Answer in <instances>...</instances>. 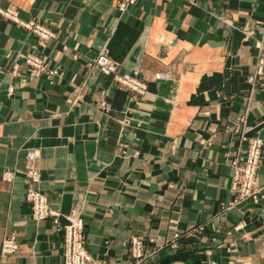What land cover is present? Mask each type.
Instances as JSON below:
<instances>
[{
  "label": "crops",
  "instance_id": "crops-1",
  "mask_svg": "<svg viewBox=\"0 0 264 264\" xmlns=\"http://www.w3.org/2000/svg\"><path fill=\"white\" fill-rule=\"evenodd\" d=\"M123 1L0 0L55 33L0 14V264L64 263V230L35 220L26 198L27 149L61 222L83 215L91 264L256 262L264 147L254 198L237 199L232 175L243 137L264 139V88L249 82L264 0H136L122 13ZM102 50L119 72L139 70L146 94L104 74ZM9 236L18 247L2 253Z\"/></svg>",
  "mask_w": 264,
  "mask_h": 264
},
{
  "label": "built area",
  "instance_id": "built-area-1",
  "mask_svg": "<svg viewBox=\"0 0 264 264\" xmlns=\"http://www.w3.org/2000/svg\"><path fill=\"white\" fill-rule=\"evenodd\" d=\"M136 0H124L121 4V12L123 13L127 7ZM194 3L196 0H188ZM0 14L4 15L16 23H19L26 28L35 32L41 39L47 40L55 37L52 29L44 24L36 21H23L16 9L0 7ZM34 69L40 71L44 69L42 61L39 57L30 56L26 59ZM94 64L106 75H112L114 80L139 95H144L148 91V85L140 77V71L119 72L116 63L111 59L106 50L101 51L95 58ZM154 79H162V73H155ZM249 82L253 87L264 88V58L258 59L255 70L249 76ZM243 140L248 141L247 150L244 155L233 161V191L237 193L240 199L255 197L258 186V169L262 160L264 139L260 135L251 137H243ZM37 157L34 149H27L26 160L24 165L25 174L28 179V187L26 198L32 203V216L37 221L51 219L57 228L64 230V263L63 264H91L93 258L86 247L85 222L83 215L70 217L69 223H62L60 220V212L54 208L49 198L43 193L38 183L41 177L40 171L35 166ZM9 173H5V177L11 178ZM179 237V234L175 235ZM3 252H14L17 247V237L11 236L3 242ZM145 240L142 236L132 238V255L138 261L144 257Z\"/></svg>",
  "mask_w": 264,
  "mask_h": 264
},
{
  "label": "rangeland",
  "instance_id": "rangeland-1",
  "mask_svg": "<svg viewBox=\"0 0 264 264\" xmlns=\"http://www.w3.org/2000/svg\"><path fill=\"white\" fill-rule=\"evenodd\" d=\"M103 51V50H102ZM101 52V51H100ZM261 58V57H260ZM117 65V64H116ZM159 73H161V72H159ZM160 80H166V78H162V79H157V81H160ZM148 85V84H147ZM148 90H149V87H148ZM257 177H258V174H257ZM258 184H259V181H258ZM236 197H237V199H240L237 195H236ZM251 198H254V197H251ZM240 200H242V199H240ZM11 236H9V237H4V239H3V242H4V240L5 239H7V238H10ZM133 238V237H132ZM2 242V253H4L3 252V243ZM131 247H132V245H131ZM7 254V253H6ZM242 264H245V263H243V262H241ZM232 264V263H231ZM247 264V263H246ZM251 264H264V256L263 255H260V257L257 259V261L256 262H252Z\"/></svg>",
  "mask_w": 264,
  "mask_h": 264
}]
</instances>
